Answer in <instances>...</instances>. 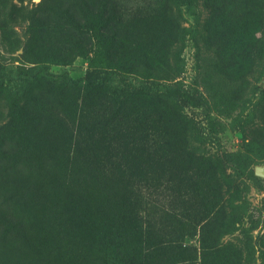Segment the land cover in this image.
<instances>
[{
  "label": "rangeland",
  "instance_id": "obj_1",
  "mask_svg": "<svg viewBox=\"0 0 264 264\" xmlns=\"http://www.w3.org/2000/svg\"><path fill=\"white\" fill-rule=\"evenodd\" d=\"M256 1L182 8L181 76L154 82L131 73L165 63L167 0H0V264H264V123L211 102L192 32L238 79ZM174 89L175 110L158 99Z\"/></svg>",
  "mask_w": 264,
  "mask_h": 264
},
{
  "label": "trees",
  "instance_id": "obj_2",
  "mask_svg": "<svg viewBox=\"0 0 264 264\" xmlns=\"http://www.w3.org/2000/svg\"><path fill=\"white\" fill-rule=\"evenodd\" d=\"M203 4L206 0H202ZM194 0H167L165 5V17L174 26L175 35L172 43L167 47L165 53V63L161 66H151L145 62L135 63L133 65L132 75L136 78L151 80L154 82H173L181 76V53L183 46L184 29L182 23L184 21L182 8L185 12H190L193 7ZM258 5L260 7H258ZM15 5H11L14 7ZM255 10L259 13L260 34L254 43L251 51V67L248 73L238 79L231 80L218 69L219 63L218 43L212 38L208 30L203 27L201 21L194 17L195 28L192 30L193 38L196 41V58L198 64V80L202 89L211 98V102L218 104L217 107L223 108L228 114H233L242 110L246 105L251 106L252 117L256 123H264V86H260L261 78L264 75V0H257L254 4ZM9 16L5 14V17ZM14 21V16H11ZM26 54V53H25ZM224 74V75H223ZM227 85H229L227 87ZM236 88V92L229 91ZM180 96L189 102V95L185 91L177 89L163 91L158 95L160 102L164 103L171 109H176V102L172 96ZM244 102V105H243ZM180 118L185 122L186 131V150L190 154L194 153L196 138V130L191 122L183 115ZM51 164H47L46 168H51ZM223 171H219L222 175ZM220 178V177H219ZM54 209V208H53ZM56 213V212H55ZM55 213L44 210L41 212L43 222L49 226L55 223ZM47 226V225H46Z\"/></svg>",
  "mask_w": 264,
  "mask_h": 264
},
{
  "label": "water",
  "instance_id": "obj_3",
  "mask_svg": "<svg viewBox=\"0 0 264 264\" xmlns=\"http://www.w3.org/2000/svg\"><path fill=\"white\" fill-rule=\"evenodd\" d=\"M256 173H257V174H260V173H261V171L257 169V170H256Z\"/></svg>",
  "mask_w": 264,
  "mask_h": 264
}]
</instances>
